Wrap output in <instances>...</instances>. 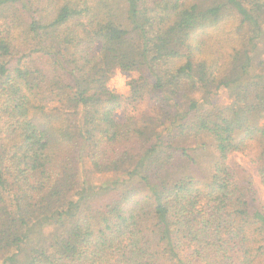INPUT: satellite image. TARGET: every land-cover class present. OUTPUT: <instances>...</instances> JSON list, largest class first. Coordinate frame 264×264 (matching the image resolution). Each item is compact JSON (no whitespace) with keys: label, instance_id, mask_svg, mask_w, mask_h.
<instances>
[{"label":"trees","instance_id":"trees-1","mask_svg":"<svg viewBox=\"0 0 264 264\" xmlns=\"http://www.w3.org/2000/svg\"><path fill=\"white\" fill-rule=\"evenodd\" d=\"M235 153L264 187V0H0V264H264Z\"/></svg>","mask_w":264,"mask_h":264},{"label":"rangeland","instance_id":"rangeland-1","mask_svg":"<svg viewBox=\"0 0 264 264\" xmlns=\"http://www.w3.org/2000/svg\"><path fill=\"white\" fill-rule=\"evenodd\" d=\"M133 77H137V74L130 75V74L122 73L121 71H117L114 74V76L112 77V79L110 80L109 87L112 90H114V91H116L122 95L127 96L129 94L128 82ZM219 99L222 102L227 101V97L224 94H221L219 96ZM144 108L149 111L152 107H151V105H144ZM117 117L121 121L124 120L122 113H117ZM229 163L233 167H235V166L241 167V169L243 171H245V173L250 176V178L252 179V181L254 183L255 189L258 193L259 200H260L261 204L264 206V187L260 183L258 174L256 172V167L252 163V160L248 157V155H242V154H238V153L232 154L230 156ZM204 171H205V165L202 164L198 168V172H204Z\"/></svg>","mask_w":264,"mask_h":264}]
</instances>
